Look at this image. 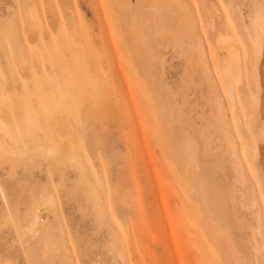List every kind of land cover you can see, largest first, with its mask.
<instances>
[{"label": "rangeland", "instance_id": "1", "mask_svg": "<svg viewBox=\"0 0 264 264\" xmlns=\"http://www.w3.org/2000/svg\"><path fill=\"white\" fill-rule=\"evenodd\" d=\"M263 103L264 0H0V264H264Z\"/></svg>", "mask_w": 264, "mask_h": 264}, {"label": "bare ground", "instance_id": "2", "mask_svg": "<svg viewBox=\"0 0 264 264\" xmlns=\"http://www.w3.org/2000/svg\"><path fill=\"white\" fill-rule=\"evenodd\" d=\"M122 5V4H121ZM261 23H263V21L261 22ZM233 58H235L234 56H232ZM218 60H219V62L221 63V64H223L226 68V70H230V68H234V69H236V70H238L239 69V65H238V63L237 62H235L234 61V59L233 60H225V58H222L221 60L218 58ZM224 69V70H225ZM264 104V103H263ZM62 118V117H61ZM58 117H55L54 119H49V121H50V125H51V127H53V129H54V131H55V133H58V134H60L61 132H62V134H64V130L66 131V129H68L69 127H68V125H66L67 127H63L62 125L60 126V124H61V122L59 123V121H58ZM64 124H66L65 122H64ZM64 128V129H63ZM66 128V129H65ZM63 129V130H62ZM67 131H69V129L67 130ZM54 133V132H53ZM55 133H54V137H53V140H54V142H52V143H50L49 145H48V148H47V151L49 150L50 152H51V156H53V158H55V160L56 159H58V158H56L55 156H58V154L60 153L59 152V150H58V148H59V144H60V141H58V139H57V136L55 135ZM70 133V132H69ZM80 133H82V132H80ZM61 134V135H62ZM51 140H52V137H51ZM59 143V144H58ZM57 144V145H56ZM63 145H64V142H63ZM66 146V145H65ZM63 147L62 145H61V147H63V148H66L65 150H67V146L66 147ZM31 149L33 150H31V153H33L32 155H30V153L29 154H26L27 156H25V158L23 159V160H26V161H29L28 163H30L31 164V162L33 163V158H34V155H37V153L39 152V154H40V152H41V150H42V152H41V154L43 153V149H42V144L38 141V139L34 136L33 138H32V143H31ZM18 151L20 152V155L21 156H23L22 154H25L24 152H26L25 151V149L22 147V146H20L19 147V149H18ZM46 151V150H45ZM14 150H11V152H4V150H3V148H2V143L0 142V155L1 154H7L9 157V159H10V161L12 162V157H10V156H12L13 154H14ZM49 152V153H50ZM59 152V153H58ZM258 154V153H257ZM253 155V154H252ZM250 156H251V154H250ZM253 157V156H252ZM255 157V156H254ZM70 159V158H69ZM56 161H58V160H56ZM235 168H236V166H235ZM237 172V171H236ZM235 174H237V173H235ZM194 181V180H193ZM198 182H197V184H196V186H194V188H192V186H191V184H188V183H186L187 185H184V187H188V189H190L191 191L193 190V192H195V194L197 195V197H198V199H196V200H198V201H200V204H201V206H202V213L201 214H203V216L204 217H207L206 219H208V218H212V215L210 214V212H208L207 211V202H208V200H207V196L209 195L210 196V200L212 201V204H213V207L215 208V209H217V211H218V213L220 214V216L223 218V219H225V222H224V224H225V229L223 230V231H221L222 232V236H225V235H228V233H229V230L231 229V226H232V224H231V220H230V213H232V212H230V207H229V202L231 201L228 197V194L226 193V192H224V189H223V187L222 186H218L217 184H213V186L214 187H212L210 190H209V192L207 193L206 192V190H205V185H204V183L201 181V179H200V177H198V180H197ZM208 182H210V180H208ZM207 188H208V183H207ZM187 188H185V190H186ZM187 189V190H188ZM196 190V191H195ZM193 192H191V193H193ZM190 193V194H191ZM93 194H94V192H93ZM99 199H101V198H98V200ZM241 204V203H240ZM254 205H255V202H254ZM200 210V209H199ZM214 210V209H213ZM215 211V210H214ZM206 219H204V220H206ZM218 218H216V220H217ZM204 220H202V221H204ZM216 222V221H215ZM208 223V222H207ZM204 224H205V222H204ZM206 225V224H205ZM211 227H213V226H211ZM212 229H214L215 230V227H213ZM224 234V235H223ZM232 235V234H231ZM253 237V236H252ZM239 242V241H238ZM227 243H228V241L225 239V238H223V237H221V241H220V248H216L217 249V251L218 252H216L217 254H216V257L217 258H219L220 260H221V257H222V254L224 255V258H225V260H226V262L228 263V264H234V262H233V256L231 255V254H229L228 252H227ZM256 243V242H255ZM235 244V243H234ZM248 244V243H247ZM257 244V243H256ZM253 246V245H252ZM251 246V247H252ZM215 247V246H214ZM254 247V246H253ZM255 248V247H254ZM253 249V248H252ZM254 250V249H253ZM237 251V253H236V255L239 257V258H247L248 256H249V250H248V248H247V246L245 245V244H242V245H240L239 247H238V249L236 250ZM255 251V250H254ZM224 252V253H223ZM243 264V263H242Z\"/></svg>", "mask_w": 264, "mask_h": 264}]
</instances>
